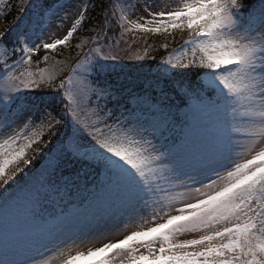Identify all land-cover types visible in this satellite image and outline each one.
<instances>
[{"label": "snow or ice", "instance_id": "1", "mask_svg": "<svg viewBox=\"0 0 264 264\" xmlns=\"http://www.w3.org/2000/svg\"><path fill=\"white\" fill-rule=\"evenodd\" d=\"M16 7L0 264H264V0ZM177 31L157 61L149 37Z\"/></svg>", "mask_w": 264, "mask_h": 264}, {"label": "trees", "instance_id": "2", "mask_svg": "<svg viewBox=\"0 0 264 264\" xmlns=\"http://www.w3.org/2000/svg\"><path fill=\"white\" fill-rule=\"evenodd\" d=\"M254 1L257 0H248L250 4H252ZM19 0H9L8 7H10V11L5 8L3 11L6 13L3 16H0V29H3L7 24L11 23L17 15H19L18 8L16 5L18 4ZM187 37V33H181L179 31L174 33V36H168L167 39L165 40V37H161L158 35H153L150 36L148 39V43L151 45H155L152 54L156 56V58H159L163 53H165L164 49L160 47V44L167 42L168 44V49L171 50L172 48L177 47L181 42L182 39ZM138 45L143 48V41H137ZM138 46V47H139ZM139 47V48H140ZM151 63V61H148ZM136 71V68L129 70V72L126 73H134Z\"/></svg>", "mask_w": 264, "mask_h": 264}, {"label": "rangeland", "instance_id": "3", "mask_svg": "<svg viewBox=\"0 0 264 264\" xmlns=\"http://www.w3.org/2000/svg\"><path fill=\"white\" fill-rule=\"evenodd\" d=\"M258 2H259V0L254 1L253 3H258ZM129 46H133V50H135L136 48H139V47H137L138 46L137 44L132 45V41L130 39H129V45H124L123 43H121V48H127ZM123 63H126L128 66H134L135 67L134 62L124 61ZM146 64H149V62L147 61Z\"/></svg>", "mask_w": 264, "mask_h": 264}]
</instances>
